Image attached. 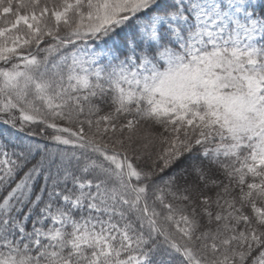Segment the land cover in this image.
<instances>
[{
	"label": "snow or ice",
	"instance_id": "obj_1",
	"mask_svg": "<svg viewBox=\"0 0 264 264\" xmlns=\"http://www.w3.org/2000/svg\"><path fill=\"white\" fill-rule=\"evenodd\" d=\"M0 264H264V0H0Z\"/></svg>",
	"mask_w": 264,
	"mask_h": 264
}]
</instances>
